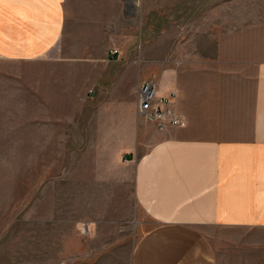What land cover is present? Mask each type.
Instances as JSON below:
<instances>
[{
    "label": "crops",
    "instance_id": "0c3cea01",
    "mask_svg": "<svg viewBox=\"0 0 264 264\" xmlns=\"http://www.w3.org/2000/svg\"><path fill=\"white\" fill-rule=\"evenodd\" d=\"M122 16V0H0V155L62 156L67 180L82 155L138 234L132 264H264V51L178 52L154 80L188 126L159 130L137 112L153 59L104 38ZM75 20L94 28L81 50Z\"/></svg>",
    "mask_w": 264,
    "mask_h": 264
},
{
    "label": "rangeland",
    "instance_id": "374dc122",
    "mask_svg": "<svg viewBox=\"0 0 264 264\" xmlns=\"http://www.w3.org/2000/svg\"><path fill=\"white\" fill-rule=\"evenodd\" d=\"M122 7L121 31L107 26L104 38L153 59L144 81L178 52L264 51V0H122ZM74 24L67 31L81 50L94 28ZM82 158L74 156L67 180L62 156L49 171L45 156L35 169L33 156L0 155V264H132L138 234L130 223L115 225L112 187L83 181Z\"/></svg>",
    "mask_w": 264,
    "mask_h": 264
},
{
    "label": "built area",
    "instance_id": "2783aa9c",
    "mask_svg": "<svg viewBox=\"0 0 264 264\" xmlns=\"http://www.w3.org/2000/svg\"><path fill=\"white\" fill-rule=\"evenodd\" d=\"M118 53V50H113L112 56ZM178 96L177 90L168 95H160L156 81H143L137 90V112L145 120L154 123L159 130L170 127L186 128L187 118L175 109Z\"/></svg>",
    "mask_w": 264,
    "mask_h": 264
}]
</instances>
